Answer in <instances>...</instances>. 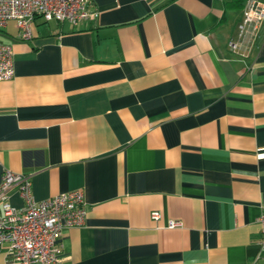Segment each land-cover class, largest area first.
Listing matches in <instances>:
<instances>
[{"label": "crops", "instance_id": "0c3cea01", "mask_svg": "<svg viewBox=\"0 0 264 264\" xmlns=\"http://www.w3.org/2000/svg\"><path fill=\"white\" fill-rule=\"evenodd\" d=\"M244 3L91 0L96 18H36L27 41L0 28V179L83 191L63 264H264V20L240 36Z\"/></svg>", "mask_w": 264, "mask_h": 264}, {"label": "built area", "instance_id": "2783aa9c", "mask_svg": "<svg viewBox=\"0 0 264 264\" xmlns=\"http://www.w3.org/2000/svg\"><path fill=\"white\" fill-rule=\"evenodd\" d=\"M91 0H0V28L14 20L21 40L32 38V23L43 21L69 22L77 25L96 18ZM264 20V2L246 0L238 26L239 35L250 31L255 36ZM236 49L237 44L231 43ZM12 48L0 40V81L14 75ZM15 189L22 200L20 207L12 206L10 190ZM85 200L82 190L61 192L37 201L31 190L30 178L5 169L0 179V251L5 250L15 264H63L60 260L59 239L64 229L80 226L85 218ZM154 219L159 213H152ZM260 223V245L264 249V213ZM180 223L170 220L169 228Z\"/></svg>", "mask_w": 264, "mask_h": 264}, {"label": "trees", "instance_id": "16d2710c", "mask_svg": "<svg viewBox=\"0 0 264 264\" xmlns=\"http://www.w3.org/2000/svg\"><path fill=\"white\" fill-rule=\"evenodd\" d=\"M244 5H245V3L244 4H239V6H242V7H244Z\"/></svg>", "mask_w": 264, "mask_h": 264}]
</instances>
